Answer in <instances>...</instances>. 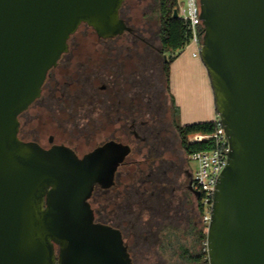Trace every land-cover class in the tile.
Masks as SVG:
<instances>
[{"label":"water","instance_id":"1","mask_svg":"<svg viewBox=\"0 0 264 264\" xmlns=\"http://www.w3.org/2000/svg\"><path fill=\"white\" fill-rule=\"evenodd\" d=\"M125 0H0V264H132L122 233L89 199L130 153L110 142L79 158L19 138L83 23L102 38L128 26ZM201 58L230 145L207 231L209 264H264V0H200ZM174 18H178L177 10Z\"/></svg>","mask_w":264,"mask_h":264},{"label":"flooded vegetation","instance_id":"2","mask_svg":"<svg viewBox=\"0 0 264 264\" xmlns=\"http://www.w3.org/2000/svg\"><path fill=\"white\" fill-rule=\"evenodd\" d=\"M160 3L125 0L120 16L129 29L113 38L81 24L48 72L40 97L19 116V138L47 150L65 146L84 158L110 142L130 148L114 184L96 185L89 203L95 223L122 233L132 264L138 239L130 225H136L132 218L141 203L155 222L164 223L158 237L166 238V227L185 220L192 221L197 240L202 237L201 193L194 186L180 133L182 108L172 90L177 59L161 41ZM129 190L137 208L128 220L123 195Z\"/></svg>","mask_w":264,"mask_h":264},{"label":"rangeland","instance_id":"3","mask_svg":"<svg viewBox=\"0 0 264 264\" xmlns=\"http://www.w3.org/2000/svg\"><path fill=\"white\" fill-rule=\"evenodd\" d=\"M179 2L186 4V0ZM135 12L137 14V11ZM196 50L197 47L193 44L179 50L172 74V90L182 108L180 123L184 125L211 119L216 113L211 80L201 55L197 58L193 56ZM190 168L194 172L197 171V164L192 159H190ZM130 191H125L123 195L124 211L128 220L130 217L127 214L136 212L137 208L134 207ZM137 209L140 214L132 218L136 225H130V228L137 233L138 239V249L133 248L136 264H177L180 262L177 251L179 244L185 245L193 253L205 251L202 242L197 240L192 221H174L166 227L163 234L166 238L158 237L157 229L159 226H164V223L155 222L150 209L142 203ZM199 228H204V222ZM205 230L208 231L206 228Z\"/></svg>","mask_w":264,"mask_h":264},{"label":"built area","instance_id":"4","mask_svg":"<svg viewBox=\"0 0 264 264\" xmlns=\"http://www.w3.org/2000/svg\"><path fill=\"white\" fill-rule=\"evenodd\" d=\"M178 19L182 20L188 30L186 46L193 44L197 50L193 52L195 58L201 55L203 46V28L200 0H186L181 4L178 0L176 7ZM185 46V47H186ZM184 47V48H185ZM217 129L211 134L195 133L189 135L192 143L212 141V148L197 151L190 155V159L197 164L194 172V186L201 193V204L204 207L203 222L207 226L211 221L214 204V194L219 177L228 164L230 145L220 118H216Z\"/></svg>","mask_w":264,"mask_h":264},{"label":"trees","instance_id":"5","mask_svg":"<svg viewBox=\"0 0 264 264\" xmlns=\"http://www.w3.org/2000/svg\"><path fill=\"white\" fill-rule=\"evenodd\" d=\"M178 5V0H161L160 3V18H161V41L165 49L171 53L172 60L177 59V52L182 50L189 38L188 30L184 22L178 18H174L173 14ZM203 32V28L201 29ZM217 129L216 121L196 122L185 124L180 127V133L183 139V145L189 155L204 149L212 148L213 142L207 141L202 143H192L189 141V135L195 133L211 134ZM204 213V207L202 206ZM208 226L204 224L202 229V237L199 241L202 242L205 251L193 253L188 247L183 244L178 246L179 263L177 264H209L207 252V232Z\"/></svg>","mask_w":264,"mask_h":264},{"label":"crops","instance_id":"6","mask_svg":"<svg viewBox=\"0 0 264 264\" xmlns=\"http://www.w3.org/2000/svg\"><path fill=\"white\" fill-rule=\"evenodd\" d=\"M216 118H218L217 112L215 113V115L213 117H211V119H206L204 121H199V122L212 121V120L214 121V120H216ZM194 123H196V122H194Z\"/></svg>","mask_w":264,"mask_h":264}]
</instances>
